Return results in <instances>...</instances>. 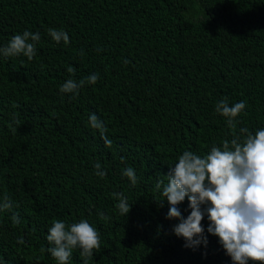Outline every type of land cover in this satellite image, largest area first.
<instances>
[{
    "label": "trees",
    "instance_id": "1",
    "mask_svg": "<svg viewBox=\"0 0 264 264\" xmlns=\"http://www.w3.org/2000/svg\"><path fill=\"white\" fill-rule=\"evenodd\" d=\"M50 28L70 42H54ZM25 30L41 35L36 56L0 55V202L10 197L20 218L0 212V264H57L48 229L80 219L101 238L87 264H233L207 215V245L184 246L155 185L184 151L204 155L241 128H264V0H0V47ZM91 74L98 81L74 98L59 92ZM223 97L246 102L235 130L215 111ZM113 192L128 198L126 216ZM177 207L191 212L187 198ZM69 264H84L79 249Z\"/></svg>",
    "mask_w": 264,
    "mask_h": 264
},
{
    "label": "clouds",
    "instance_id": "2",
    "mask_svg": "<svg viewBox=\"0 0 264 264\" xmlns=\"http://www.w3.org/2000/svg\"><path fill=\"white\" fill-rule=\"evenodd\" d=\"M51 39L67 45L68 34L60 29H48ZM39 32L23 31L15 34L6 46L0 47L3 57L23 55L31 61L37 54L36 45L40 42ZM83 55V53H81ZM124 63H128L127 60ZM67 72L74 76L76 69L68 66ZM99 77L91 74L83 79H67L59 88L62 94H72L73 98L86 84H95ZM246 108V102L229 105L227 97L221 98L215 105V111L226 118L227 126L235 130L238 117ZM89 126L100 133L106 147L112 146V140L106 135L104 121L95 113L89 116ZM124 162V157H121ZM95 175L106 177L100 163L94 164ZM131 185L135 186L138 177L131 166L123 170ZM164 180H158L155 187L167 200L169 210L166 219L178 221L172 228L177 237H183L185 247L207 245L204 227L201 221L207 215V232L219 238L226 254L233 264H249V261L264 264V128L250 132L247 127L233 132V138L225 139L221 146L212 145L204 155L184 151L177 162L170 167ZM118 203L115 205L121 216H126L131 204L123 193L113 192ZM185 198L188 200L190 214L184 218L177 205ZM18 206V205H16ZM162 206V204H161ZM204 206V207H202ZM14 202L4 196L0 202V212H11L13 225L20 223L19 214L13 212ZM100 219L111 218L103 213ZM51 247L45 249L57 264H69L74 249L87 264L95 251L101 246L100 233L87 219L67 224L62 220L53 221L46 236Z\"/></svg>",
    "mask_w": 264,
    "mask_h": 264
}]
</instances>
